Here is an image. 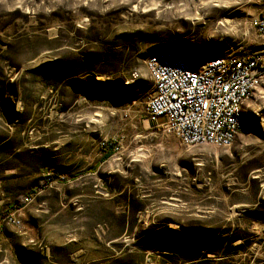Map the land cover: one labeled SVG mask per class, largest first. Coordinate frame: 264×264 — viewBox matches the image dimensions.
<instances>
[{
	"label": "rangeland",
	"instance_id": "1",
	"mask_svg": "<svg viewBox=\"0 0 264 264\" xmlns=\"http://www.w3.org/2000/svg\"><path fill=\"white\" fill-rule=\"evenodd\" d=\"M263 13L0 0V264H264V84L244 107L251 134L228 147L185 146L145 114L149 55L264 51Z\"/></svg>",
	"mask_w": 264,
	"mask_h": 264
},
{
	"label": "built area",
	"instance_id": "2",
	"mask_svg": "<svg viewBox=\"0 0 264 264\" xmlns=\"http://www.w3.org/2000/svg\"><path fill=\"white\" fill-rule=\"evenodd\" d=\"M253 26L264 36V13ZM145 66L153 89L145 114L155 128L185 146L228 147L251 134L244 107L264 84V51L191 63L164 49L149 55Z\"/></svg>",
	"mask_w": 264,
	"mask_h": 264
},
{
	"label": "trees",
	"instance_id": "3",
	"mask_svg": "<svg viewBox=\"0 0 264 264\" xmlns=\"http://www.w3.org/2000/svg\"><path fill=\"white\" fill-rule=\"evenodd\" d=\"M107 145H109V143H104L103 144V151L106 149ZM43 185V182L39 181L37 183V186H42ZM26 202V198L23 197V196H19L15 199V202L13 203L12 205V208L13 209H18V208H21ZM262 207L264 208V203L262 205ZM256 217V216H255ZM257 219H261L260 217H256Z\"/></svg>",
	"mask_w": 264,
	"mask_h": 264
}]
</instances>
